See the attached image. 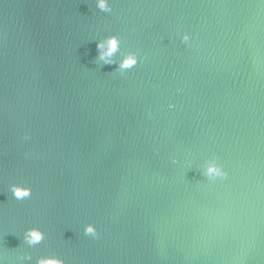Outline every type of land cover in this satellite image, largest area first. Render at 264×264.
<instances>
[{
  "label": "water",
  "instance_id": "obj_1",
  "mask_svg": "<svg viewBox=\"0 0 264 264\" xmlns=\"http://www.w3.org/2000/svg\"><path fill=\"white\" fill-rule=\"evenodd\" d=\"M49 258L264 264V0H0V264Z\"/></svg>",
  "mask_w": 264,
  "mask_h": 264
},
{
  "label": "clouds",
  "instance_id": "obj_2",
  "mask_svg": "<svg viewBox=\"0 0 264 264\" xmlns=\"http://www.w3.org/2000/svg\"><path fill=\"white\" fill-rule=\"evenodd\" d=\"M100 7L101 8H106L107 7V0H100ZM110 44V49L109 51H114L116 49V47L118 46V42L116 40V38H112L109 41ZM135 62V58L134 57H129L128 59H126L125 61V65L124 66H131L133 63ZM220 170L218 168H216L215 166L210 167L209 172H219ZM30 193V190L27 188H23V187H17L15 190V194L17 195V197H23L25 195H28ZM94 229L89 226L88 231L91 232ZM32 238L35 241H38L39 239L42 238V234L39 231L33 230V232L31 233ZM41 264H62V261H59L55 258H49L47 260H42Z\"/></svg>",
  "mask_w": 264,
  "mask_h": 264
}]
</instances>
